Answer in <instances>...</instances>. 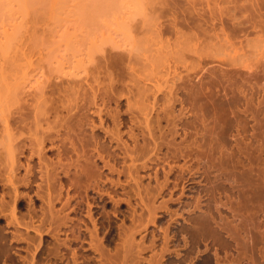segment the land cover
Here are the masks:
<instances>
[{"label":"rangeland","instance_id":"1","mask_svg":"<svg viewBox=\"0 0 264 264\" xmlns=\"http://www.w3.org/2000/svg\"><path fill=\"white\" fill-rule=\"evenodd\" d=\"M255 1L0 0V264H264Z\"/></svg>","mask_w":264,"mask_h":264},{"label":"bare ground","instance_id":"2","mask_svg":"<svg viewBox=\"0 0 264 264\" xmlns=\"http://www.w3.org/2000/svg\"><path fill=\"white\" fill-rule=\"evenodd\" d=\"M104 1H105V0H104ZM255 2H256L255 0H248V6H249V5H250L249 7L254 6L253 4H255ZM103 3H104V2H103ZM105 3H108V2L106 1ZM112 3H113V1H112ZM114 3L116 4V2H114ZM114 3H113V4H114ZM226 3H229V1H226ZM117 5H118V4H117ZM113 6H114V5H113ZM97 7H98V6H97ZM101 7H102V6H101ZM108 7H109V6H108ZM249 7H248V8H249ZM101 9H102V8H101ZM101 9H100V10H101ZM104 9H105V8H104ZM104 9H103V10H104ZM227 9H228V8H227ZM248 10H249V9H248ZM92 13H93V12H92ZM98 13H99V12H98ZM92 15H93V14H92ZM94 16H95V15H94ZM94 18H95V17H94ZM94 18H93V19H94ZM222 27H224V26L222 25ZM259 27H260V29L263 28V26H261V25H260ZM254 28H256V26H255ZM223 30H224V29H223ZM258 36H259V35H258ZM260 36H261V35H260ZM210 38H211V37H210ZM216 38H217V37H216ZM219 38H220V37H219ZM214 39H215V38H214ZM218 44H219V43H218ZM222 50H223V49H222ZM220 53H221V52H220ZM221 54H222V53H221ZM12 84H13V83H12ZM12 84H9V83H8V85H10V86H11ZM4 86H5V84H4ZM12 87H13V85H12ZM1 89H2V88H1ZM4 89H5V87H4ZM11 89H12V88H11ZM14 90H16V89H14ZM14 90H13V91H14ZM5 93H6V92H5ZM11 93H12V92H11ZM14 93H15V91L13 92V94L11 95V97H10L9 95H8V96L10 97V99H12V97H13L14 100H16L15 97H14V96H16V95H15ZM13 95H14V96H13ZM17 95H18V94H17ZM7 98H8V97H7ZM16 98H17V96H16ZM5 99H6V98H5ZM10 99H9V100H10ZM6 100H8V99H6ZM6 100H5V101H6ZM14 100H12V101H14ZM10 101H11V100H10ZM7 102H8V101H7ZM13 103H14V102H13ZM10 104H11V103H10ZM10 104H9V105H10ZM41 108H43V105L41 106ZM41 108H40V110L43 111V109H41ZM5 109H6V108H5ZM44 109H45V108H44ZM3 110H4V109H3ZM3 110H1V111H3ZM8 111H9V110H8ZM3 112H4V111H3ZM40 113H41V112H40ZM8 114H9V112H8ZM1 115H2V114H1ZM1 115H0V116H1ZM6 115H7V114H6ZM4 119H5V118H4ZM6 129H8V126H7V125H6ZM6 131H8V130H6ZM9 133H10V132H9ZM7 134H8V132H7ZM10 134H11V133H10ZM12 137H15V138H16V136H12ZM7 140H8V139H7ZM10 141H13V139L10 140ZM11 143H12V142H11ZM10 145L12 146V144H10ZM38 145H39V144H38ZM40 145H41V144H40ZM9 147H10V146H9ZM12 147H13V146H12ZM12 147L10 148V154H9L10 158H9V159H11V162H12V164H13V162H14V158H15V152H14V149H13ZM6 149H7V148H6ZM40 149H41V148H40Z\"/></svg>","mask_w":264,"mask_h":264}]
</instances>
